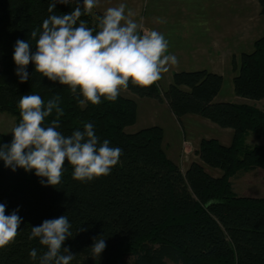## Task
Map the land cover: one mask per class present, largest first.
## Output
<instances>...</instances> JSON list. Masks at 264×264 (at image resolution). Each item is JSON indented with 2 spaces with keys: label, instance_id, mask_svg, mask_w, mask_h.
I'll list each match as a JSON object with an SVG mask.
<instances>
[{
  "label": "trees",
  "instance_id": "trees-1",
  "mask_svg": "<svg viewBox=\"0 0 264 264\" xmlns=\"http://www.w3.org/2000/svg\"><path fill=\"white\" fill-rule=\"evenodd\" d=\"M82 5L83 0H78ZM264 16V0H258ZM51 0H0V112L19 123L18 102L26 94H39L45 103L56 96L64 113L60 128L65 136L92 123L101 141L122 149L119 163L109 175L90 182L73 179L65 162L62 181L44 186L40 177L17 168L13 172L0 160V203L6 215L19 209L22 218L15 242L0 248V264H38L29 251L46 249L29 240L31 227L66 215L73 237L67 239L76 255L72 264H264V197L239 195L232 178L256 168L264 171V144L248 145L249 134L264 138V32L252 51L233 58V89L238 102L216 100L223 87L220 73L199 69L174 72L166 90L159 82L147 88L131 83L115 102L101 98L99 105L81 106L78 97L59 82H52L27 66L29 79L20 83L13 60L15 42L50 14ZM75 4L57 3L56 14L70 13ZM96 15L82 16L95 27ZM166 101L178 120L186 115L206 118L218 127L233 130L229 144L203 137L197 154L185 171L166 152L164 128L152 125L129 133L137 121L138 102L132 95ZM82 99V97H79ZM53 114L44 121L50 125ZM12 135L0 133V144ZM220 169V175L207 168ZM45 179L46 182V178ZM79 228L85 231L78 232ZM105 238L106 248L93 257L94 238Z\"/></svg>",
  "mask_w": 264,
  "mask_h": 264
},
{
  "label": "clouds",
  "instance_id": "clouds-1",
  "mask_svg": "<svg viewBox=\"0 0 264 264\" xmlns=\"http://www.w3.org/2000/svg\"><path fill=\"white\" fill-rule=\"evenodd\" d=\"M57 3L76 6L70 13L56 14ZM99 5L100 0H83L82 5L78 0H51L48 11L52 14L30 32L35 51L29 39L15 42L13 60L20 83L30 78L27 66L32 63L36 73L66 86L81 106L99 105L101 98L115 102L130 83L141 88L152 86L178 63L168 54L165 35L145 29L124 3L106 8L102 15L95 16V27H89L81 17L93 15ZM59 101V96L47 103L39 94L21 96L20 120L10 131L13 138L10 144H0L4 166L13 172L17 168L34 171L42 178V185L52 187L61 183L66 161L77 181L90 182L109 175L119 163L122 149L110 146L108 139L101 141L92 123L83 124V130L71 135L62 134L58 129L64 110ZM54 110L56 118L45 126V119ZM18 211L6 215V205L0 203V248L14 243L19 235L22 218ZM71 228L66 215L31 227L29 240L38 238L46 251L38 255L37 249H31L30 259L38 260V264H72L76 255L64 246L74 236ZM81 231L85 229L79 228L77 233ZM105 248V238H94L92 256L99 257Z\"/></svg>",
  "mask_w": 264,
  "mask_h": 264
},
{
  "label": "rangeland",
  "instance_id": "rangeland-1",
  "mask_svg": "<svg viewBox=\"0 0 264 264\" xmlns=\"http://www.w3.org/2000/svg\"><path fill=\"white\" fill-rule=\"evenodd\" d=\"M132 1L128 0L130 2L129 8L134 6ZM141 2L139 10L134 11L133 9L134 19L141 23L145 29L157 30L163 33L169 41L168 54L174 55L178 60V63L171 66L169 71L164 73L162 79L158 81L162 90H166L170 85L173 71L207 69L213 72L219 71L223 76V87L218 95L219 97H217L218 100L240 101L233 89L235 71L233 70L232 59L224 61L221 55L214 52L211 54L198 52V50H195L196 44L193 36L195 34L197 37H203L206 36L207 32L213 30L228 32L231 29L233 30L234 27H236V30L240 28L241 37H243L238 46L240 47V54L244 51H252L254 41L264 32V16L261 14V6L258 0L255 3L248 0H141ZM239 4L240 8L238 7ZM93 11L98 12L96 9ZM184 27L186 28L185 32L190 33V36L186 38L180 36V32L183 31ZM236 37L238 38L237 35ZM226 62L227 64H225ZM126 94L132 95L138 102L137 121L135 124L128 126L126 131L132 133L152 125H161L164 127V145L168 151L166 152L173 160H176L177 153L181 150V140L184 134L180 127V120L177 121L168 106L157 99L138 97L130 92ZM255 103L259 108L264 109V99ZM180 122L185 126L187 137L192 139V143L194 141L191 136L196 138L202 135H211L219 138V132L208 128L206 125H201V123L188 124L185 118ZM15 125L14 116L7 112H0V133L12 135L10 131ZM215 128L219 131L225 130L221 127ZM222 141L229 144L231 140L224 138ZM246 142L248 145L264 144V138L251 133L247 136ZM183 144L185 145L186 142ZM194 153L198 155L197 150H194ZM192 158L198 160L199 155L198 158H194V156ZM193 159L191 160L193 161ZM190 163H192L190 160L187 161L181 167L182 170L185 171ZM207 169L214 175L221 174L220 169L210 167ZM232 182L234 190L239 195L264 197V171L261 168L240 172L232 178Z\"/></svg>",
  "mask_w": 264,
  "mask_h": 264
},
{
  "label": "crops",
  "instance_id": "crops-1",
  "mask_svg": "<svg viewBox=\"0 0 264 264\" xmlns=\"http://www.w3.org/2000/svg\"><path fill=\"white\" fill-rule=\"evenodd\" d=\"M241 1V0H238ZM251 3H255V1L257 0H248ZM254 1V2H253ZM120 3H124L127 5L128 9H134V11L139 10V8L141 7V0H133L132 1V7L129 8V3L128 0H100V5L98 8H96V10L100 13L103 14V11L108 8V7H113V6H118ZM238 7L240 8V4L238 5ZM136 8V9H135ZM138 13V11H137ZM235 14V13H234ZM238 14H240V12H238ZM240 22V19H239ZM264 28V27H263ZM186 28L184 27L183 31L180 32V36H183L184 38H186L187 36H190L189 32H185ZM231 33V34H229ZM194 34V33H193ZM236 35L238 36V38L236 37ZM242 33L240 31V28H238L236 30V27H234V29L230 30V31H209L206 33V36L204 35L203 37H197L195 34L193 36V40L195 45V50L201 51L203 54H211L212 52H214L217 55H221L222 56V60L224 61H230L233 58H237V60H239L240 58V50L238 47L239 44L242 42L243 37H241ZM235 52V53H234ZM238 54H237V53ZM227 64V62L225 63ZM216 72V71H215ZM218 73H220L219 71H217ZM174 73V71H173ZM235 73V72H234ZM235 75V74H234ZM233 75V77H234ZM220 94V93H219ZM219 97V96H217ZM215 98L216 100H218V98ZM223 100V99H221ZM220 101V100H219ZM161 103H164L168 106V108L170 109L168 103L166 101H161ZM171 113L173 114L172 110L170 109ZM174 115V114H173ZM174 117L176 118L177 121H179L177 119V117L174 115ZM183 118H185L188 122V124H192V123H201V125H206L208 128L210 129H214L216 131L219 132V139L222 143L227 144L225 142L222 141V139H226V140H232V136H233V130L231 129H225L223 131H219L217 130L218 127L216 124H214L213 122H211L210 120L197 116V115H186ZM182 118V119H183ZM180 123V127L182 128L183 131V139L181 140V150L179 153H177L176 156V160L177 163L183 167V165L190 160V162L196 161L197 159H193L192 156H194V158H198V155H196V153L193 154L194 150H197V147L199 146V143L201 141V139L203 137L206 138H210L213 137L211 135H202V136H198V137H194L191 136L193 138L194 143H192V139H189L187 137V130L185 128V126L179 121ZM164 128V127H163ZM226 136V137H225ZM184 142H186V146L183 144ZM231 142V141H230ZM165 147V145H164ZM166 151H167V147H165ZM168 152V151H167ZM193 159V161L191 159ZM176 160H174L176 162ZM199 160V158H198Z\"/></svg>",
  "mask_w": 264,
  "mask_h": 264
}]
</instances>
